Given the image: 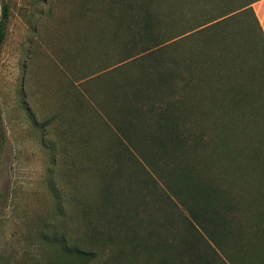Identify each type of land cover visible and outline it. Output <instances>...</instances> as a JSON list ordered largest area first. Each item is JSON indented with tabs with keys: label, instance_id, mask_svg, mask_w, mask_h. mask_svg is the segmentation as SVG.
Listing matches in <instances>:
<instances>
[{
	"label": "trees",
	"instance_id": "trees-1",
	"mask_svg": "<svg viewBox=\"0 0 264 264\" xmlns=\"http://www.w3.org/2000/svg\"><path fill=\"white\" fill-rule=\"evenodd\" d=\"M259 1L195 27L177 22L188 17L193 23V14H180L185 10L166 0L82 2V19L100 32L86 36L87 52L100 48L89 37H108L109 31L120 60L103 72L115 78L108 94L104 90L98 100L86 88L89 102L80 97L77 109L94 107L102 124L95 119L90 128L109 136L117 164L108 167L110 155L95 162L106 164L97 170L100 198L91 201L79 198L74 184L69 199L51 184L59 214L65 203L74 204L81 229L77 237L60 231L63 221L44 223L41 239L58 247L61 264H249L264 252V123L260 134L248 128L247 118L252 113L263 120L264 101L250 89L259 83L256 70L247 88L230 84L235 50L226 28L234 23L229 18L250 16L259 35L251 47L264 63V30L253 9ZM9 18L4 4L0 56ZM204 37L207 48H187Z\"/></svg>",
	"mask_w": 264,
	"mask_h": 264
},
{
	"label": "rangeland",
	"instance_id": "rangeland-1",
	"mask_svg": "<svg viewBox=\"0 0 264 264\" xmlns=\"http://www.w3.org/2000/svg\"><path fill=\"white\" fill-rule=\"evenodd\" d=\"M83 1L86 0H0V19L4 4L10 6L7 36L0 56V264H61L58 247L41 239L47 219H51V224L63 221L60 231L80 236L79 224L73 219L77 217L74 204L65 203L64 213L60 215L52 183L63 198L72 197L71 184L77 186L83 201L99 197L97 170L103 169L106 162L97 165L95 162L101 156L110 155L109 136L103 137L94 126L90 128L95 119L100 127L102 124L94 107L85 104L84 113L77 108L80 97L89 102L84 99L86 88L93 90L91 94L95 93L98 100L103 99L104 90L108 94L115 78H103V72L120 58L107 30L108 37H89L95 38L100 48L87 52L86 36L100 32L82 19ZM251 1L166 0V3L185 10L180 11L182 15L193 14V23L188 17L178 18L177 22L195 27ZM253 9L264 30V0L255 3ZM238 19L229 18L228 22L234 23L226 27L232 33L229 39L235 50L231 55L235 68L228 72L232 78L230 84L240 83L239 87L245 89L248 78L258 73L259 83L250 89L261 102L264 101L261 98H264V63L260 61L261 54L256 55L257 48L251 47L259 35L250 16ZM205 40L206 37L198 39L196 44L184 45L207 48ZM212 52L215 53L214 48ZM222 74L226 75L223 71ZM88 78L96 82L89 85L85 82ZM185 105L189 112L188 124L193 127V101ZM253 115L247 114L248 128L262 134L260 125L264 119ZM115 160L110 155L108 167L116 165ZM142 162L148 166L145 160ZM123 163L131 165L126 158ZM248 262H264V252Z\"/></svg>",
	"mask_w": 264,
	"mask_h": 264
}]
</instances>
